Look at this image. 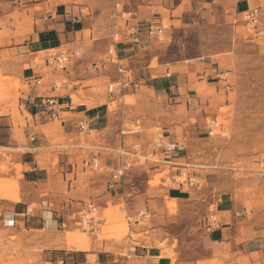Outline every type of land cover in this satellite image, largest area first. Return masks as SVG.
Wrapping results in <instances>:
<instances>
[{
  "label": "rangeland",
  "instance_id": "rangeland-1",
  "mask_svg": "<svg viewBox=\"0 0 264 264\" xmlns=\"http://www.w3.org/2000/svg\"><path fill=\"white\" fill-rule=\"evenodd\" d=\"M117 12H122L121 6L117 7ZM230 12L232 11H223L214 3L185 13L174 25L164 20L161 24L167 28L166 38L163 43L154 42L153 53L157 56V60L153 65L156 61L171 64L202 59L213 62L218 72L229 74L231 88L228 92L223 91L218 84H206L198 91L200 94L194 102L190 104L178 102L180 106L176 107L173 115L175 122L179 123L183 117H186V122H180L181 127L171 134L177 136L178 142L184 144L186 148L184 155L187 159L184 163L190 165L195 174L206 173L217 176L219 183L217 191L227 192L234 198L238 222L245 236L255 237L264 244V35L258 36L257 30L247 26L241 16L233 17ZM12 19L15 20L12 27L16 30V34L24 31V25L31 24L30 17L23 16L21 19L18 12L12 16ZM114 19H116V27L127 29L124 21L128 19L127 15H124L123 20L119 15L112 18ZM260 22L262 24L259 31H263L264 18ZM2 24L3 22L0 21V26ZM4 32H0V38L3 37ZM96 37L103 38V35ZM118 41L120 35L115 34L110 39H100L95 42V46H86L76 55L75 53L69 55L68 50L67 71L63 74H52V72L51 74L68 78V75L83 73L85 67H77L78 61L84 60L86 64L97 63L102 60L109 45ZM44 56V53L33 55L30 63L21 65L17 63L14 69L21 71L34 68L38 72V68L41 67L40 69L46 74H50L45 68ZM89 69L92 71L91 67ZM110 82L102 79L99 85L87 83L81 86L106 95V88ZM78 85L81 87L80 83ZM27 90H29L27 80L22 79L21 76H6L0 68V114H10L14 126L18 123L23 124L18 113V99L20 93ZM82 94V89H79L77 94H72V97L78 99ZM131 99L133 98L124 97L118 100V103L109 101L108 110L113 128L111 131L109 129L107 134L89 135L90 145L94 146L93 144L111 139L105 153L111 148L116 150L121 138H126L131 143L129 136H121L120 132L135 131L137 127L141 130L138 135L141 134V139L148 141V145L155 134H162L160 121H158L160 125L147 127L150 124L148 119L163 118L165 110L170 113L169 106L174 104L168 103L157 110L155 107H144L142 116L139 113H129L127 121L122 125L120 108L133 107L134 100L132 102ZM178 103L176 105H179ZM140 116L145 118V124ZM63 142L59 138H54L49 143L50 148L46 150L47 156L53 157L52 163L56 166L57 155L64 149ZM89 148L80 141V147H77L79 152L77 149H68L67 153L70 157L75 155L80 158L79 172L68 176L66 182L59 177L56 186L57 190L59 185H63L65 189L67 184L73 183L76 179L71 186L70 194L64 192V197L73 204L77 203L78 206L79 203L88 201L96 204L101 219L97 230L93 233L84 231L74 226L70 219L66 222V227L58 226L43 231L16 230L1 225L0 264H63L58 263L59 261L80 264L82 258L78 254L81 253L71 251L74 248L68 250L66 246L68 235L79 236L83 242H88L89 249L86 252L94 251L103 242L109 243L123 254L129 252L131 255L129 260L127 257H122L128 261V264H141L133 256L135 254L133 247L137 244L159 249L162 258L171 260L172 264L176 262L208 264L206 216L213 201L201 192V188L181 191V196L187 199L185 201L169 202L167 191L170 188L161 185L160 182V178L167 171L164 169L163 172H153L155 168L149 164L157 160L154 153L148 160L140 161L146 164L143 170L136 168L127 178L126 190L132 194L125 202L127 212L120 213L118 208L121 201L109 195L106 176L90 173L85 168H81V160L86 157L88 153L86 150ZM8 166V162L1 163L0 172L6 173ZM16 170L20 172V166H16ZM3 180L15 183L19 194L20 186L17 179ZM15 199L17 200L18 197L12 198ZM34 207L33 204L31 208ZM140 210H147L151 215L150 218L138 224H128L127 217Z\"/></svg>",
  "mask_w": 264,
  "mask_h": 264
},
{
  "label": "crops",
  "instance_id": "crops-1",
  "mask_svg": "<svg viewBox=\"0 0 264 264\" xmlns=\"http://www.w3.org/2000/svg\"><path fill=\"white\" fill-rule=\"evenodd\" d=\"M214 3L223 11H232L230 13L233 17L242 16L249 9L258 7L260 20L264 18V0H118L121 11L130 13L135 21L161 24L164 20H168L173 25L178 23L185 13ZM16 12L21 15V19L23 16L31 18V24L24 25V31L17 34L12 27L15 24L12 16ZM114 14L115 8L111 0H0V21L3 22L0 32L5 31L0 38V68L3 74L9 77L21 76L24 80L40 77L44 82V86L40 88L32 90L27 86L29 90L20 93L18 113L23 124L18 123L14 126L10 114H0V164L8 162L9 165L6 173L0 172V178L17 179L20 186L18 194L15 183L0 179V226L28 231H43L67 226L69 214L77 209L78 204L68 201L67 197H64V192L70 194L71 186L76 179L73 183L67 184L65 189L63 185H59L57 190L56 184L59 177L66 182L68 176L77 174L80 160L79 156L70 157L67 153L68 149H77L80 147V141L90 147L86 150L88 152L86 157L81 160L82 169L93 156L98 157L102 163L108 162L109 157L115 158L117 150L111 148L105 153L111 139L92 146L90 136L81 134L77 129L79 122H85L92 133L107 134L109 129L111 131L113 127L108 110L109 101L118 103V100L124 97L133 98L131 99L132 102L134 100L133 107L122 108L124 110V114L122 113L120 117L122 125L127 121L129 113L141 115L144 107H155L157 110L168 103H173L174 105L169 106L170 113L165 110L163 118L148 119L150 124L147 127L161 124L163 137L178 141V137L173 136L171 132L181 127L180 122H186V117L183 116L179 123L175 122L173 115L176 107L180 106L178 102L190 104L194 102L200 94L198 91L206 84L216 85L212 72H218V70L215 64L208 60L194 59L171 64L156 61L153 65V62L157 60V56L153 53L155 40L143 36L137 44L130 43L127 29L123 30L115 26L116 19L112 20ZM259 29L260 27L258 31ZM262 30L259 32L264 35V28ZM115 34L120 35V41L115 43L118 60L123 68L129 70L132 79L140 84L136 91L127 90L122 95L115 94L109 99L100 91L92 92L89 87L82 88L81 85L87 83L99 85L102 79L116 81L113 67H108L106 72L93 73L89 69L91 64H86L84 60L76 63L77 67H85L83 73L68 75L70 81L80 83L81 86L70 94H56L51 91L48 84L58 75H52L51 72L46 74L40 69L41 67L38 68V72L34 68L21 71L14 69L17 63L20 65L30 63L33 55L45 53L48 50L66 49V52L70 51L69 55L73 53L76 55L86 46H95V42L100 39H110ZM98 35H103V38L96 37ZM107 42L109 43L110 40ZM105 55L106 53L103 57ZM79 89H82L83 94L78 99H74L72 94H77ZM55 95L61 107V121L58 122L51 121L38 105L39 97ZM177 103L179 105H176ZM141 120L145 124V118L141 117ZM117 136L120 139V135ZM127 136L131 139V143L126 138L120 139L125 146L130 147L134 143H141L144 158L148 160L150 156H153L147 146L148 141L142 140L141 134H127ZM54 138L64 141L62 143L64 149L57 155V166L52 163L53 157L49 158L46 151ZM77 151L79 152V149ZM163 158L162 154L158 153L157 160L153 164L149 163L151 167H155L153 172H161L165 169L162 165ZM186 159L184 153H179L173 162L179 167L186 168L172 167L170 171L175 173L186 170L200 179L201 192L213 201L211 204L214 206L218 225V228L207 229L206 262L208 264H264V244L255 237H246L241 230L234 198L227 192L217 191L219 184L217 176L206 173L195 174L190 165L184 163ZM16 166H20V172H17ZM167 192L169 202L187 200L176 188H170ZM109 195L113 199L116 198L111 192ZM14 196L18 197L16 201H12ZM33 204L35 207L31 208ZM46 205L52 212L51 218L41 216V209ZM124 224L126 226V223ZM66 246L68 250L74 248L71 251L81 253L78 254L82 258L80 264H128V261L122 257H127L128 260L131 258L129 252L123 254L122 251H117L106 242L100 243V247L94 251L86 252L89 249V243L83 242L81 237L74 235L66 237ZM133 251L135 253L133 256L138 263L172 264L171 260L162 258L161 251L157 248H147L143 244H137L134 245ZM58 263L67 264L63 261Z\"/></svg>",
  "mask_w": 264,
  "mask_h": 264
},
{
  "label": "built area",
  "instance_id": "built-area-1",
  "mask_svg": "<svg viewBox=\"0 0 264 264\" xmlns=\"http://www.w3.org/2000/svg\"><path fill=\"white\" fill-rule=\"evenodd\" d=\"M113 7L115 8V14L113 18H116V15H119V18L123 20L124 15L128 16V19H125L127 25V37L130 43L137 44L140 41L141 37H147L149 39H154L158 43H163L166 38L167 28L162 24L154 23H142L140 21L133 20V16L130 13L117 12V7L119 6L118 0H111ZM242 21L247 24L252 30H257V35L262 36V33L258 31L260 27V8L255 7L251 8L248 11L242 14ZM115 42V41H114ZM44 56V65L52 74H63L67 71V64L69 62L68 53L65 50H48L45 51ZM91 69L93 72H106L108 67H113L116 73V81L110 82L106 88V95L110 99L113 95L119 94L122 95L127 90L136 91L139 89L140 84L132 79L129 75V70L123 68L118 60L115 43H113L107 50L106 55L97 63L91 64ZM214 81L218 84L223 91L228 92L231 88V82L229 79V74L225 72H212ZM27 86L32 90L44 86L43 79L40 77L27 80ZM78 83L70 81L63 75L56 77L50 84L48 88L56 94L68 93L75 91L78 87ZM38 105L42 107V112L45 114L51 121L58 122L61 121L60 112L61 107L58 103V97L55 96H44L39 97ZM121 113L124 114V110L120 109ZM77 129L81 134L91 135L92 131L88 128L85 122H79L77 124ZM140 127H137L135 131L130 132H120L121 136L127 134H139ZM211 134V132L209 133ZM148 148L151 153H155V156H158V153H161L163 158L162 165L167 171L160 178L161 185L167 186L168 188H176L177 190H198L202 186L200 179L186 170L171 172L172 167H178L185 169L176 165L173 162L174 158L179 153H185L186 148L184 144L178 142L173 138H165L162 134H155ZM117 152L115 153V158L112 159L109 157L108 162L102 163L101 160L93 156L85 164V168L90 173H100L107 177V189L109 192L113 193L117 200L121 201V204L118 208L120 213H126L127 209L125 202L130 198L132 192L126 190L127 178L131 175L134 169L143 170L146 164L140 163L144 158L142 154V145L141 143H134L130 147L124 145L123 141L119 142ZM115 150V151H116ZM187 158V156H185ZM155 168V167H154ZM163 170V171H165ZM162 171V172H163ZM149 182V181H147ZM132 191V189H131ZM208 208V214L206 216V227L207 228H218L215 215H214V206L210 205ZM27 212V211H26ZM29 212V211H28ZM41 216L43 217H52V212L49 210V206L46 205L41 209ZM150 213L147 210H140L134 215L127 217L128 224L141 223L150 218ZM70 221L74 226L81 228L87 232H95L99 226L100 212L99 207L92 202H81L77 209L70 214ZM131 239V237H130Z\"/></svg>",
  "mask_w": 264,
  "mask_h": 264
},
{
  "label": "bare ground",
  "instance_id": "bare-ground-1",
  "mask_svg": "<svg viewBox=\"0 0 264 264\" xmlns=\"http://www.w3.org/2000/svg\"><path fill=\"white\" fill-rule=\"evenodd\" d=\"M3 80V79H2ZM12 201H16V199L15 200H12Z\"/></svg>",
  "mask_w": 264,
  "mask_h": 264
},
{
  "label": "trees",
  "instance_id": "trees-1",
  "mask_svg": "<svg viewBox=\"0 0 264 264\" xmlns=\"http://www.w3.org/2000/svg\"><path fill=\"white\" fill-rule=\"evenodd\" d=\"M176 195H178V196H179V194H176Z\"/></svg>",
  "mask_w": 264,
  "mask_h": 264
}]
</instances>
